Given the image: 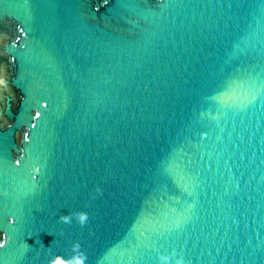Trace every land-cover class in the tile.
I'll return each instance as SVG.
<instances>
[{
  "label": "water",
  "instance_id": "obj_1",
  "mask_svg": "<svg viewBox=\"0 0 264 264\" xmlns=\"http://www.w3.org/2000/svg\"><path fill=\"white\" fill-rule=\"evenodd\" d=\"M160 249L264 264V0H0V264Z\"/></svg>",
  "mask_w": 264,
  "mask_h": 264
},
{
  "label": "snow or ice",
  "instance_id": "obj_2",
  "mask_svg": "<svg viewBox=\"0 0 264 264\" xmlns=\"http://www.w3.org/2000/svg\"><path fill=\"white\" fill-rule=\"evenodd\" d=\"M155 260L156 264H180V261L183 260V256L174 250L169 251L167 249H160L156 253ZM57 264H61V262L57 261Z\"/></svg>",
  "mask_w": 264,
  "mask_h": 264
}]
</instances>
